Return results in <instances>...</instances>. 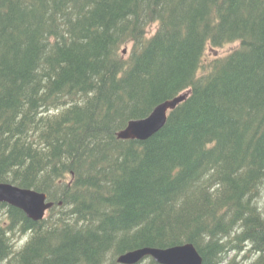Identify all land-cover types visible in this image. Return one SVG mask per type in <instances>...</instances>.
I'll use <instances>...</instances> for the list:
<instances>
[{
  "label": "trees",
  "instance_id": "obj_1",
  "mask_svg": "<svg viewBox=\"0 0 264 264\" xmlns=\"http://www.w3.org/2000/svg\"><path fill=\"white\" fill-rule=\"evenodd\" d=\"M0 183L53 203H0V264H264V0H0Z\"/></svg>",
  "mask_w": 264,
  "mask_h": 264
},
{
  "label": "water",
  "instance_id": "obj_2",
  "mask_svg": "<svg viewBox=\"0 0 264 264\" xmlns=\"http://www.w3.org/2000/svg\"><path fill=\"white\" fill-rule=\"evenodd\" d=\"M185 98L186 95H180L159 104L146 118L130 121L123 130L117 133V137L122 140L138 141L149 139L164 127L168 113ZM0 203L22 211L28 219L34 222L44 219L47 211L53 207V203L47 200V195L44 193L19 188L8 183H0ZM147 257L156 264H202L201 256L191 244L167 249H136L119 256L117 263L138 264Z\"/></svg>",
  "mask_w": 264,
  "mask_h": 264
},
{
  "label": "rangeland",
  "instance_id": "obj_3",
  "mask_svg": "<svg viewBox=\"0 0 264 264\" xmlns=\"http://www.w3.org/2000/svg\"><path fill=\"white\" fill-rule=\"evenodd\" d=\"M154 29H155V28L153 27V28H151L150 31H153ZM235 47H236V44L228 45V46H226V47H224V48H222V49H219L218 54H220V55L222 56L223 54L228 53L230 50H232V49L235 48ZM125 52H126V51H125ZM209 54H210V52H208L207 57L209 56ZM23 239H25V237H24ZM23 239L21 240V237H16V242L18 243L19 246H20L21 243L23 242Z\"/></svg>",
  "mask_w": 264,
  "mask_h": 264
},
{
  "label": "bare ground",
  "instance_id": "obj_4",
  "mask_svg": "<svg viewBox=\"0 0 264 264\" xmlns=\"http://www.w3.org/2000/svg\"><path fill=\"white\" fill-rule=\"evenodd\" d=\"M123 254H124V253H123ZM121 255H122V254H120L119 256H121ZM119 256H117L116 260L118 259Z\"/></svg>",
  "mask_w": 264,
  "mask_h": 264
}]
</instances>
